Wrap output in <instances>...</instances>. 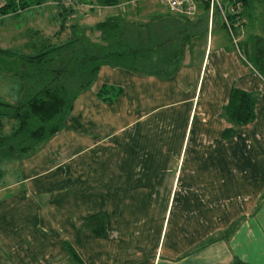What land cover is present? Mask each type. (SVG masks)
Returning <instances> with one entry per match:
<instances>
[{
	"label": "crops",
	"instance_id": "obj_1",
	"mask_svg": "<svg viewBox=\"0 0 264 264\" xmlns=\"http://www.w3.org/2000/svg\"><path fill=\"white\" fill-rule=\"evenodd\" d=\"M208 29L171 74L100 65L58 130L5 157L0 264H264V78ZM232 87L254 96L245 123L223 113Z\"/></svg>",
	"mask_w": 264,
	"mask_h": 264
},
{
	"label": "trees",
	"instance_id": "obj_2",
	"mask_svg": "<svg viewBox=\"0 0 264 264\" xmlns=\"http://www.w3.org/2000/svg\"><path fill=\"white\" fill-rule=\"evenodd\" d=\"M46 1L0 0V18L19 14ZM94 1L99 5H113L119 0ZM49 2L57 27L41 35L33 51L0 47V54L11 60L15 57L17 62L26 65L21 72L13 71L10 76L18 82L19 97L15 101L0 100V157L20 158L58 130L77 92L91 84L100 65L171 74L180 64L185 45L201 35L207 25L203 13L187 17L168 10L171 13L145 21L107 15L83 26L73 19L79 13L64 0ZM233 2L240 5L239 0ZM61 32L64 35L60 37ZM242 40L243 45L249 47L250 44L251 61L239 46L242 55L264 78V41L263 45H257L255 40ZM243 47L246 53L248 50ZM119 91V87L101 86L97 95L102 100L111 99ZM253 104L254 96L250 92L232 87L223 113L233 123H245L253 117ZM5 122L9 123L6 130ZM235 264L242 263L236 261Z\"/></svg>",
	"mask_w": 264,
	"mask_h": 264
},
{
	"label": "rangeland",
	"instance_id": "obj_3",
	"mask_svg": "<svg viewBox=\"0 0 264 264\" xmlns=\"http://www.w3.org/2000/svg\"><path fill=\"white\" fill-rule=\"evenodd\" d=\"M84 1L94 3L89 10L79 13L82 15V17H84V20L89 23L94 22L93 20L95 18V21H97L107 15H121L128 19L145 21L150 20L153 16L171 13L166 10L158 0H134L133 3H130L131 1L127 0H119L116 4L106 6L99 5L94 0ZM239 3L245 21L241 30L239 32L235 31L234 33L237 38L236 44H238L240 47L244 46L243 48L246 47L248 50L246 53L242 47L241 50L243 54H245V56L249 59V61H251L248 54L250 44L249 47L246 44L243 45L244 41L242 39L250 40V42L255 40V44L263 45L264 0H239ZM48 4H51L49 0L43 2L41 4V6H43L41 10H35V7H33L34 10L32 13L25 10L24 12L15 14L13 16L11 14L2 16L0 18V47L24 51L22 50L21 45L18 44L22 43L25 37H41V35H47L51 33L57 27V23L51 21L48 16ZM208 31L210 37H220L221 40L224 37H230L227 29L221 23L217 14H213ZM60 34L61 37L64 35V32H61ZM205 35L206 30H204L203 36ZM50 40L54 39L50 37ZM11 58L12 60L9 59L5 54H0V73H4L0 74V100H9L13 98L19 90L17 80L15 78L8 79L7 75L11 76L13 71L21 72L26 66L25 64H21L19 61L17 62L15 57ZM8 127L9 123L5 122L4 129L6 130ZM5 163V157H0V169L5 166Z\"/></svg>",
	"mask_w": 264,
	"mask_h": 264
},
{
	"label": "built area",
	"instance_id": "obj_4",
	"mask_svg": "<svg viewBox=\"0 0 264 264\" xmlns=\"http://www.w3.org/2000/svg\"><path fill=\"white\" fill-rule=\"evenodd\" d=\"M167 10L193 17L203 13L210 25L213 14H217L219 20L229 33L232 41L236 44L235 31L239 32L245 21L238 2L233 0H158ZM66 5H70L78 13L89 10L94 3L84 0H64Z\"/></svg>",
	"mask_w": 264,
	"mask_h": 264
}]
</instances>
